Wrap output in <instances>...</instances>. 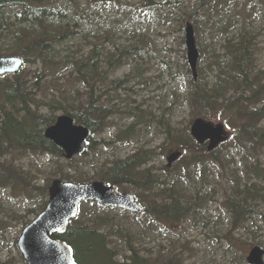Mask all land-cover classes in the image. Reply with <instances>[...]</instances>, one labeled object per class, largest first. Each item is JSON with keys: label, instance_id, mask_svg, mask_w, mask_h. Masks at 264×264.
Here are the masks:
<instances>
[{"label": "trees", "instance_id": "obj_1", "mask_svg": "<svg viewBox=\"0 0 264 264\" xmlns=\"http://www.w3.org/2000/svg\"><path fill=\"white\" fill-rule=\"evenodd\" d=\"M221 11L220 0H0V56H19L24 66H38L31 77H27L24 68L17 74L0 77V187L22 185L28 203L35 202L38 206L30 211L37 215L43 210L47 204L50 182L47 180L45 184L38 185L37 177L31 170H24V165L15 162L19 157L14 158V155L31 152L63 159V151L45 137V129L55 123L57 112L63 110L76 123L88 126L93 133L101 130L107 118L113 115L110 107L101 102V87L114 69L131 61L140 62L145 57L142 53L147 51L144 26L154 22L164 23L170 25L172 33L180 31L178 47L183 52V60L187 62L184 34L187 22H191L200 52L197 79L186 63L188 99L192 110L199 116L212 115L214 111L222 115L235 113L231 119L236 123V143L244 149L243 152H250L251 157L250 146L255 151H259L257 148L261 150L256 154L250 172L248 165L245 166V172L249 174H245V178L231 170L234 184L229 190L227 212L220 214V217L230 220L235 232L244 225L247 227V222L262 213L260 209L264 204V188L256 182L249 184L253 179L264 178V125H260L264 120V69L258 67L256 36L243 26L240 40L227 39L229 31L239 27V20L231 23L219 20ZM177 21L178 29H175ZM127 30L131 31L132 36L137 32L142 35L132 46L119 48L112 41V36ZM208 32L213 37L225 38L223 53H217L212 44L202 43ZM77 37L85 41L95 39L94 44L90 42L93 49L88 56L76 58L64 47ZM104 40L112 47L106 48L107 41ZM62 47L65 54H69L62 62L67 69H72L68 74L69 80L85 90L80 95L73 94L71 101L62 91L59 95L51 93L48 96L44 93L45 83L51 76L46 71L53 68L55 59L63 57L60 51ZM30 79H34V83ZM111 83L114 91L121 87L118 80ZM132 127H127L115 137L120 147L133 141ZM168 134L172 138L178 136L179 140L174 141L186 152L190 149L197 151L189 156L187 162H195L193 164L199 166L203 175L217 171L220 166L233 169L232 165L236 164L235 157L231 155L223 159L219 157V150L227 146V142L208 152L191 136L189 128L184 133L168 131ZM93 146L92 137L86 153L64 161L67 169L58 165V177L76 182L99 180L113 184L118 191H127L121 190L125 186L135 188L138 191L134 194L138 199L141 192L152 197L147 204L139 201L143 205V213L153 219L163 216L184 222L207 199V193L203 194L197 189L198 192L193 195L184 193L175 182L169 180L167 174L171 172L170 168L164 167V175L159 176L154 165L150 166L157 159L156 150L138 149L110 165H103L92 177H83L81 169L87 166L86 157ZM160 148H164V145ZM90 203L96 208L101 207ZM82 212L80 208L63 235L74 248L79 264H180L175 253L156 256L149 251L143 256L128 240L126 249L129 254H124V259L116 258L117 250L108 246V215H90L89 220L84 216V221L79 222ZM262 217L264 220V213ZM28 222L30 220L22 223L26 225ZM146 227L151 230L157 228L153 223Z\"/></svg>", "mask_w": 264, "mask_h": 264}, {"label": "rangeland", "instance_id": "obj_2", "mask_svg": "<svg viewBox=\"0 0 264 264\" xmlns=\"http://www.w3.org/2000/svg\"><path fill=\"white\" fill-rule=\"evenodd\" d=\"M220 2L223 11L219 13V20L229 23L239 20V27L230 30L227 39L240 40L243 26H246L256 36V58L258 67L263 70L264 0H220ZM178 23L177 21L175 29H178ZM144 27L147 51L142 53L145 57L140 62L131 61L117 67L112 73L110 72L106 83H101L103 84L101 102L110 107L113 115L107 118L101 130L94 133V146L89 149L86 157L88 164L81 169V174L83 177L90 178L103 165H110L116 159H123L143 148L157 151V159L150 166L154 165L155 172L163 176L164 167H167L168 163L167 157L174 151L181 150L183 152L181 158L173 163L170 167L171 172L167 174L169 180L175 182L188 195L198 192L195 189L203 194L207 193V199L196 208L197 211L185 218L184 222L163 216L153 219L144 213L135 217L117 209L96 208L88 201H83L80 205L83 212L78 221H84V216H87L86 220H89L90 215H108L106 219L108 221L106 233L110 238L108 246L117 250L115 255L119 259H123L124 254H129L126 249V240H128L134 243L143 256L149 251L156 256L175 253L178 255L180 264H246L248 252L252 247L256 245L264 247L262 217L264 204L260 209L262 213L256 214L250 222H247V227L244 225L238 232L232 230L230 220L220 217V214L225 215L227 212V198L234 184L232 171L233 173L237 171L245 178V174L249 175L245 172V166L248 165V172H250L255 163L254 158L261 150L257 148L259 151H255L250 146L252 157L250 152H243L244 149L240 148L234 138L236 123L234 124L231 118L235 117V113L227 112L222 115L214 111V114L203 117L213 123H224L229 132L228 144L219 150V157L223 159L231 155L235 157L236 164L232 165L233 169L226 167V171V168L220 166L217 167V171L213 170L208 173L209 175L207 173L203 175L199 166L193 164L195 162H187L189 156L197 151L190 149L186 152L174 141L179 140V137L172 138L168 134V131L184 133L187 128L190 130L192 121L199 116L192 110L188 99L187 62L183 60V52L178 47L181 33L180 31L172 33L170 25L164 23L154 22ZM140 33L137 32L135 36H132L131 31L127 30L112 36V41L119 48L130 47L141 37L142 33ZM214 37L211 32H208L204 35L202 43L212 44L217 53H223L225 38ZM94 40L91 38L90 41H85L77 37L64 47H67L69 54L76 58L88 56L93 49L90 42L94 44ZM99 44L103 45L102 42ZM105 46L112 47L108 41L105 42ZM64 47L60 48L63 57L55 59L52 63L53 68L46 71L51 76L45 83L46 88L43 84L42 88L48 96L51 93L59 95L62 91V94L71 101L73 94L80 95L85 90L68 78L72 69H67V65L62 63L66 60L64 57L69 55L65 54ZM184 55L186 56V50ZM208 60L206 56V61ZM205 64L207 66V63ZM23 68L26 70L27 77H31L32 73L38 70V66L32 64ZM112 80L120 81L121 87L116 91L111 83ZM30 81L34 83L35 80L30 79ZM62 113L64 111L60 110L57 115ZM227 120L229 123L226 122ZM260 125H264V120L260 122ZM129 126H133V141L128 143L130 145L120 147L121 144L115 141V137ZM163 145L164 148H160ZM17 156L19 158H16L15 162L24 165V170H31L37 177L38 185L58 178L56 171L58 165L67 169L65 158L59 159L57 156L51 157L47 154L31 152L19 153L14 155V158ZM207 175L208 179L205 180ZM253 182L264 188V178L253 179L249 184ZM121 190L133 193L138 191L129 186L122 187ZM26 197L22 185L0 187L1 264H25L17 247V239L25 226L22 222L31 221L36 215L30 210L38 208L37 203H28ZM139 199L147 204L152 197L141 192ZM151 223L157 228L151 230L146 227ZM1 235L5 238L2 239Z\"/></svg>", "mask_w": 264, "mask_h": 264}, {"label": "water", "instance_id": "obj_3", "mask_svg": "<svg viewBox=\"0 0 264 264\" xmlns=\"http://www.w3.org/2000/svg\"><path fill=\"white\" fill-rule=\"evenodd\" d=\"M185 38L187 61L196 77L199 50L191 22L186 24ZM22 64V59L17 56H0V76L18 73ZM191 134L199 144L208 142V151L216 149L229 135L223 123L215 124L203 117L195 118ZM91 135L89 127L76 124L69 114L59 115L56 122L45 130V137L60 147L67 159L83 154ZM181 154V151L170 154L167 157L168 166L171 167ZM84 200H93L103 206L123 208L134 213L143 210L132 193H118L106 182L75 183L55 178L49 186V200L45 209L23 229L17 241L28 264H78L72 246L55 235L66 232L70 220L78 214L79 205ZM247 262L264 264V249L254 246L248 253Z\"/></svg>", "mask_w": 264, "mask_h": 264}, {"label": "bare ground", "instance_id": "obj_4", "mask_svg": "<svg viewBox=\"0 0 264 264\" xmlns=\"http://www.w3.org/2000/svg\"><path fill=\"white\" fill-rule=\"evenodd\" d=\"M134 48V47H133ZM122 50V49H121ZM129 50V49H128ZM131 50V49H130ZM134 50V49H133ZM137 50V49H136ZM138 51V50H137ZM131 55V54H130ZM87 74V73H86ZM103 80V79H102ZM91 91V90H90ZM61 105V104H60ZM61 106H63V105H61ZM51 110V109H50ZM92 131V130H91ZM132 248V247H131ZM173 256V255H172ZM124 259V258H123Z\"/></svg>", "mask_w": 264, "mask_h": 264}]
</instances>
